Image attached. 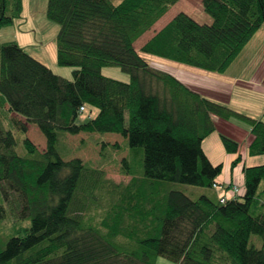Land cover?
<instances>
[{"label": "trees", "instance_id": "1", "mask_svg": "<svg viewBox=\"0 0 264 264\" xmlns=\"http://www.w3.org/2000/svg\"><path fill=\"white\" fill-rule=\"evenodd\" d=\"M179 1L48 0L46 16L60 26L56 60L76 67L71 79L17 42L0 43V224L9 211L14 218L0 239V264H157L159 256L175 264H264V164L245 167L243 192L225 203L162 184L218 187L222 164L202 148L216 130L213 117L247 123L252 156L264 154V120L205 97L141 55L223 74L264 25V0H202L211 23L180 12L138 51L134 42ZM22 12V0H0V29ZM105 66L130 80L104 75ZM90 108L97 114L80 121ZM28 123L45 136L44 151L28 137ZM81 132L127 140V185L61 156V139ZM220 136L226 152H239L236 140ZM98 142L103 150L121 147ZM139 149L141 169L134 167ZM253 234L262 248L250 243Z\"/></svg>", "mask_w": 264, "mask_h": 264}, {"label": "rangeland", "instance_id": "2", "mask_svg": "<svg viewBox=\"0 0 264 264\" xmlns=\"http://www.w3.org/2000/svg\"><path fill=\"white\" fill-rule=\"evenodd\" d=\"M121 0H113L114 3H118ZM48 0H24V8L22 12L21 20H16L15 24L4 28L3 33L0 36V41H10L16 39L23 48H26L36 58H39L46 65L52 67L54 72L62 74L61 76L71 79L73 76V70L76 67L72 66H60L57 63V49H56V37L59 32L60 26L56 22L50 20L46 16ZM190 13L193 18L199 23L212 22V18L203 10L202 0H180L176 5L171 7L160 19L156 22L148 31H146L140 38L134 42L135 48L140 51V48L163 26H165L174 16L178 13ZM17 23H21L19 26ZM26 44L30 45L27 46ZM141 55L148 60L153 66L163 69L171 68L174 66H180L179 64L170 60H166L157 56L141 53ZM187 66V65H185ZM190 67V66H187ZM193 68V67H191ZM67 72V73H66ZM170 72V71H169ZM174 72V71H173ZM102 73L106 76L114 77L119 80L129 81L130 74L123 71L118 66H105L102 68ZM98 110L96 108L87 109L82 115H80V121H85L89 116H95ZM36 131L41 135L44 145L40 144L34 131L31 130L29 137L31 141L37 146L40 151L45 150L46 138L42 132L38 129ZM107 142L108 145L118 144L121 145L119 149H105L103 150L99 142ZM140 158L134 162L135 168H142V150L139 149ZM58 151L65 160L77 157L83 162L91 164L94 167L101 168L105 174V178L115 184L127 185L131 176L125 174L122 170L121 161L130 152V147L127 140L117 133H87L81 132L77 135L67 134L63 140L58 144ZM22 153V152H21ZM167 190L176 189L188 194L192 198H198L202 194L213 195L210 188L194 186L190 184H184L179 182H167L162 183ZM221 187L220 185L218 186ZM96 213V214H95ZM94 216H99L97 211H93ZM8 221L0 224V239L9 230L11 220H14L10 211L8 213ZM29 222V220H27ZM7 240L4 237V242ZM3 242L0 240V243ZM250 243L256 247L262 248L263 241L259 235L253 234L250 239ZM157 264H175L172 260L159 256L156 259Z\"/></svg>", "mask_w": 264, "mask_h": 264}, {"label": "crops", "instance_id": "3", "mask_svg": "<svg viewBox=\"0 0 264 264\" xmlns=\"http://www.w3.org/2000/svg\"><path fill=\"white\" fill-rule=\"evenodd\" d=\"M22 1L24 8V0ZM187 14L193 18L192 14ZM21 18L22 16L18 21ZM17 24L19 26L21 23ZM4 28L0 29V36L5 34L2 31ZM10 41L19 43L16 39ZM3 42L6 41H0V43ZM24 49L28 52L26 48ZM49 67L52 69L51 66ZM168 71L205 97L224 104L248 117L264 120V25L260 27L240 55L223 74L210 73L185 65H180L179 67L173 65ZM12 116L25 121L23 117L16 114H12ZM213 118L216 123V130L202 141V148L214 165L222 164V172L216 178V183L221 187H212L210 191L213 192V195H210V192L205 195L213 199H218L222 196L231 198L233 196L231 189L235 185L240 187L241 193L243 192L244 168L264 164V154L256 156L249 154L248 146L252 136L251 128L247 123L237 119L223 120L216 116ZM27 126L28 137L30 131L33 130L40 144L44 145L41 135L34 127L36 125L28 123ZM221 134H225L239 143L238 153L231 154L226 152L222 144ZM239 156L241 159L237 164H233L234 160Z\"/></svg>", "mask_w": 264, "mask_h": 264}, {"label": "built area", "instance_id": "4", "mask_svg": "<svg viewBox=\"0 0 264 264\" xmlns=\"http://www.w3.org/2000/svg\"><path fill=\"white\" fill-rule=\"evenodd\" d=\"M84 110H85V107L84 106H81L80 107V112H83ZM214 186L216 187V185H214ZM231 192H232L233 195L237 196L240 193V188L235 185L234 187H232ZM225 200H226V198L225 197H222L220 199V202L221 203H225Z\"/></svg>", "mask_w": 264, "mask_h": 264}, {"label": "bare ground", "instance_id": "5", "mask_svg": "<svg viewBox=\"0 0 264 264\" xmlns=\"http://www.w3.org/2000/svg\"><path fill=\"white\" fill-rule=\"evenodd\" d=\"M158 21H159V20H158ZM158 21H157V22H158Z\"/></svg>", "mask_w": 264, "mask_h": 264}]
</instances>
